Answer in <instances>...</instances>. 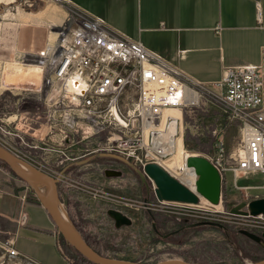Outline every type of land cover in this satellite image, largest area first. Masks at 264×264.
Listing matches in <instances>:
<instances>
[{
  "label": "rangeland",
  "instance_id": "obj_1",
  "mask_svg": "<svg viewBox=\"0 0 264 264\" xmlns=\"http://www.w3.org/2000/svg\"><path fill=\"white\" fill-rule=\"evenodd\" d=\"M40 13L36 17L33 15ZM76 13L75 6L68 0H0V42L9 45L0 48L7 53L2 60L4 63H0V111L8 114L18 110L17 115L12 113L11 118L3 117V121L15 119L10 125L27 129L29 142L33 141L31 133L45 121L42 102L50 92V72L42 55L53 45L50 46L53 33H60L54 44L69 37ZM5 35L9 36L8 40ZM199 91L200 104L184 109V144L179 138L178 144L185 153L202 155L210 160L218 137L224 135L228 154L232 153L239 146L241 130L238 122L227 118L220 88L201 86ZM19 95H25L18 103L20 106L17 104ZM171 111L170 114L181 117L179 110ZM8 142L5 147L15 156L53 175L65 169L67 177L80 180L87 186L81 191L58 184L59 190L65 193L63 207L68 218L71 220V212L77 223L83 224L93 246L107 256L146 264L171 258L202 264H249L264 258V247L239 231L248 229L256 234L262 233L264 221L247 218V225L243 226L238 217L232 216L233 206L224 203L221 207L202 200L199 204L160 201L154 181L146 178L143 183L129 165L101 157L82 162L94 153L75 160H57L54 152L25 148L14 139H8ZM46 146L52 147V144ZM96 147L97 139L71 146L68 153H72L70 156L76 152L86 154ZM110 164L120 167L124 175L105 176L104 169ZM240 184L261 185L264 178L259 175L242 178ZM4 186L12 188L21 203V210L25 209L16 218L15 225H22L23 214H26V222L40 224L41 214L27 204L23 207L21 202V196L26 195V203L36 197L35 193L8 166L0 163V191ZM109 209L122 211L132 219V224L117 228L108 214ZM205 221L216 222L224 228L207 224L187 226ZM3 226L6 227L0 220V228ZM7 228L9 232L0 229V264H80L75 259V252L57 232L61 243L55 245L43 233L24 226L17 232L15 244L11 224ZM8 241L14 243L18 252L37 263L24 256H8L4 249Z\"/></svg>",
  "mask_w": 264,
  "mask_h": 264
},
{
  "label": "built area",
  "instance_id": "obj_2",
  "mask_svg": "<svg viewBox=\"0 0 264 264\" xmlns=\"http://www.w3.org/2000/svg\"><path fill=\"white\" fill-rule=\"evenodd\" d=\"M75 9L69 37L42 55L50 72V92L42 102L45 121L31 133L33 141L29 142L27 129L10 125L15 119L3 121L13 112L0 111V144L5 147L8 139H14L25 148L54 152L57 160L114 153L141 170L148 163H158L180 179L182 172L168 169L167 161L175 149L171 143L183 133L184 109L200 104V87L210 86L192 79L164 56L111 28L100 17ZM258 11L261 19V5ZM5 37L8 40L9 36ZM74 82L80 87H73ZM216 86L221 90L227 118L238 122L241 130L237 149L228 154L224 135H220L209 157L221 175L219 204L234 207L242 201L264 199V184H240L242 178H264V71L252 64L228 66L223 81ZM194 92L199 93L198 100L193 98ZM19 96L17 104L25 95ZM172 109L179 110L181 117L170 114ZM95 139L97 147L89 153H68L71 146ZM60 183L81 191L87 188L65 174ZM254 189L259 191L251 192ZM63 193L59 190L62 205ZM25 198L21 196L22 203ZM231 214L243 226L247 218L264 221L263 214ZM4 249L10 257L24 256L37 263L18 252L11 241Z\"/></svg>",
  "mask_w": 264,
  "mask_h": 264
},
{
  "label": "crops",
  "instance_id": "obj_3",
  "mask_svg": "<svg viewBox=\"0 0 264 264\" xmlns=\"http://www.w3.org/2000/svg\"><path fill=\"white\" fill-rule=\"evenodd\" d=\"M68 1L76 8L100 17L126 37L140 40L201 84L215 86L221 83L228 66L252 64L264 71V0ZM5 46L9 47L0 42V48ZM4 50H0V63H4L2 60L7 54ZM20 204L12 188L4 186L0 191V220L6 227L0 229L9 232L7 225L11 224L16 244L17 232L28 226L57 245L59 237L42 206L30 201L22 205L27 204L41 214L40 224L29 220L26 225H15L18 215L25 211L24 208L21 210ZM35 227L47 230L38 231L33 229Z\"/></svg>",
  "mask_w": 264,
  "mask_h": 264
},
{
  "label": "water",
  "instance_id": "obj_4",
  "mask_svg": "<svg viewBox=\"0 0 264 264\" xmlns=\"http://www.w3.org/2000/svg\"><path fill=\"white\" fill-rule=\"evenodd\" d=\"M112 157L119 159L135 169L140 176L142 182L149 178L154 181L155 193L160 201L180 202L186 204H198L200 198L204 197L213 204H219L221 196V175L217 167L205 156L191 154L186 159V165L192 167L197 174L196 189L192 190L180 179L172 175L162 165L158 163H148L144 170H141L137 166L133 165L128 159L114 153L100 152L90 156L82 162H88L94 157ZM0 159L9 167V169L19 178H21L26 184H28L36 195L40 205L49 215L52 223L56 227L57 231L61 234L63 239L72 246L77 252L81 253L90 261L96 264H146L134 260H127L123 258H117L112 256L103 255L97 252L87 241L82 237L79 231H77L71 220L68 218L63 205L60 202L58 184L64 176V171H61L59 175L53 176L52 174L41 170L39 167L31 164L20 157L15 156L5 147L0 145ZM80 162V163H82ZM19 164L26 168V171L19 167ZM69 166V165H68ZM104 175L107 177H122L124 172L122 170L106 169ZM39 188H47L49 192L42 194ZM248 210H245V208ZM62 211L65 213L66 219L63 217ZM231 213L234 214H251V215H264V199H257L251 202L242 201L238 205L231 209ZM108 214L115 221L117 228L122 226L131 225L132 219L118 209H109ZM26 222V214L21 216V223ZM218 225L212 221L197 222L187 226H200ZM241 234L248 238L261 242V238L264 237L249 231L247 229H240ZM155 264H202L196 262H190L183 259H166ZM249 264H264V258L249 263Z\"/></svg>",
  "mask_w": 264,
  "mask_h": 264
},
{
  "label": "bare ground",
  "instance_id": "obj_5",
  "mask_svg": "<svg viewBox=\"0 0 264 264\" xmlns=\"http://www.w3.org/2000/svg\"><path fill=\"white\" fill-rule=\"evenodd\" d=\"M49 11V10H48ZM42 13V12H41ZM40 14H33L35 15L34 17H36L37 15H41ZM60 21V20H59ZM114 29V28H113ZM67 33V32H66ZM59 34L60 33H53L51 36V43L50 46L53 44L54 42H56V40L59 38ZM73 87L75 88H79L80 86L77 85L75 82L73 83ZM193 98L195 100L199 99V93L198 92H194L193 93ZM175 110V109H172ZM171 111V110H169ZM172 112V111H171ZM182 122H183V118H182ZM182 135H180L178 138L182 141V143L184 144V125H183V130H182ZM178 138L176 140H172L171 146H174V153L171 155L170 159L167 161L168 164V169H170V167L176 168L179 172H182V176L183 178L180 177L181 181L184 182L187 186H189L192 190L196 189V180H197V174L195 173L194 169L192 167H188L186 165V158L190 155L189 153H185L182 149V147L178 144ZM174 143V144H173ZM1 145V144H0ZM3 146V145H1ZM4 147V146H3ZM32 164V163H31ZM166 165V164H164ZM183 165V168H182ZM19 167H21L23 170L26 171V168L19 164ZM66 174V173H65ZM42 194H47L49 192V190L47 188H39ZM47 191V192H46ZM205 201L207 203H211L208 199L201 197L200 201ZM61 202V200H60ZM168 202V201H166ZM204 202V203H205ZM199 204V203H198ZM213 204V203H211ZM213 205H218V204H213ZM210 206V205H209ZM247 208V207H246ZM246 210V209H245ZM61 213L63 214V217L66 219L65 213L62 211L61 209ZM248 230V229H247ZM251 231V230H249ZM254 232V231H252ZM264 232V231H263ZM256 233V232H255Z\"/></svg>",
  "mask_w": 264,
  "mask_h": 264
},
{
  "label": "trees",
  "instance_id": "obj_6",
  "mask_svg": "<svg viewBox=\"0 0 264 264\" xmlns=\"http://www.w3.org/2000/svg\"><path fill=\"white\" fill-rule=\"evenodd\" d=\"M0 163H2V164H4L6 167H7V165L0 159ZM30 202H32V203H35V204H37V205H39V206H41L40 205V203H39V201L37 200V198L35 197L34 199H30ZM70 206V205H69ZM68 207V206H67ZM68 209H69V207H68ZM69 214H70V217H71V220L73 221V224L75 225V227L77 228V230H79L80 232H81V234L83 235V237H84V239L87 241V243L90 245V246H92V247H94L93 246V244L90 242V240L88 239V237H87V233H86V231L84 230V228H83V224H80V223H77V221L74 219V217H73V215L71 214V212H69ZM24 225H26V222L24 223ZM222 228H224V227H222ZM33 229H35V230H38V231H43V232H45L47 229H44V228H39V227H35V228H33ZM55 231L58 233V235H60V237L63 239V237L61 236V234L57 231V229H56V227H55ZM64 240V239H63ZM65 241V240H64ZM66 242V241H65ZM66 244L75 252V256H76V261L77 262H80V264L82 263V264H96V263H94V262H92V261H90L89 259H87L85 256H83L81 253H79V252H77L72 246H70L67 242H66ZM94 249L97 251V252H99V253H101V254H104L101 250H99L98 248H96V247H94ZM105 255V254H104ZM64 258H65V256H64ZM66 260H68V258L66 257ZM69 261L71 262V259H69ZM71 264H73L72 262H71ZM75 264H79V263H76L75 262Z\"/></svg>",
  "mask_w": 264,
  "mask_h": 264
},
{
  "label": "flooded vegetation",
  "instance_id": "obj_7",
  "mask_svg": "<svg viewBox=\"0 0 264 264\" xmlns=\"http://www.w3.org/2000/svg\"><path fill=\"white\" fill-rule=\"evenodd\" d=\"M93 155H94V154H93ZM91 156H92V155H91ZM97 157H98V156H96V157H94V158H97ZM94 158H92V159H94ZM101 158H103V159H110V160H112L113 162H114V161H115V162H119V163H122V164L127 165V166L129 165V164H127V163H125V162H123V161H121V160H119V159H115V158H112V157H101ZM92 159H90V160H92ZM129 166H130V165H129ZM106 169H114V170L118 169V170H120L121 168L118 167V166H116V165L110 164L109 166H106L104 170H106ZM263 233H264V232H262V233H257V234L260 235V236H262ZM257 243L264 247V237L261 238V242H257Z\"/></svg>",
  "mask_w": 264,
  "mask_h": 264
}]
</instances>
